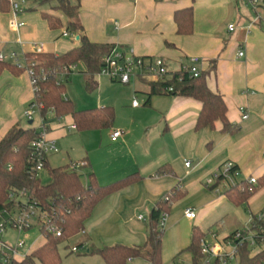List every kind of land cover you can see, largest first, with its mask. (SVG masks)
I'll use <instances>...</instances> for the list:
<instances>
[{
    "label": "crops",
    "instance_id": "0c3cea01",
    "mask_svg": "<svg viewBox=\"0 0 264 264\" xmlns=\"http://www.w3.org/2000/svg\"><path fill=\"white\" fill-rule=\"evenodd\" d=\"M37 6L36 1H31L29 8L18 15L17 20L24 23L18 29L13 25L15 18L10 7L7 11L0 8V53L16 52L22 65L26 63V53L35 52L33 43H42L43 51L55 54L79 45L77 35L63 36L65 14L53 8L37 12ZM189 6L194 8V30L181 35L174 14ZM42 12L59 16L65 27L51 29ZM79 20L92 42L112 44L135 56L161 57L173 71L191 57L201 58L207 85L223 95L228 119L239 127L235 133H224L217 121L214 128L197 131L202 107L199 101L170 94L150 95V85L142 79L148 88L141 89L143 92L126 88L128 98L122 99L126 102L132 96L131 107L137 110L143 106L142 120L136 116L127 123L114 122L110 129L88 131L71 128V115L57 118L51 114L47 120L48 138L63 146L47 155L50 166V158L61 155L63 165L82 161V169L94 172L101 185L135 172L142 176L139 182L105 197L95 206L78 234L82 236L80 245L88 247L87 254L100 256L91 253V249L116 243L143 245L150 212L178 186L185 196L173 204L168 214L162 260L163 264H192V255L186 249L195 228L206 234L209 244L227 243L224 238L236 230H246L252 215L264 208V187L249 199L245 212L225 195L226 183L211 188L217 182L214 176L222 172L227 161H233L241 172L237 182L251 175H264V24L256 21L249 0H79ZM231 24L233 31L229 30ZM240 50L244 56L238 55ZM138 92L144 95L142 101L134 95ZM34 97L27 70L19 75L9 70L2 72L0 140L14 125H22ZM66 97L72 100L68 94ZM113 97L101 94L94 107L112 106L116 113L119 102ZM134 99L139 106H133ZM107 101L113 102L104 104ZM241 107L246 108L247 119L242 118ZM116 130L123 134L113 140L111 135ZM186 160L191 161V166H186ZM164 165L172 172L155 175ZM187 208L195 209L194 219L184 215ZM225 249L231 251L233 246L225 244ZM128 264L149 263L139 257Z\"/></svg>",
    "mask_w": 264,
    "mask_h": 264
},
{
    "label": "trees",
    "instance_id": "16d2710c",
    "mask_svg": "<svg viewBox=\"0 0 264 264\" xmlns=\"http://www.w3.org/2000/svg\"><path fill=\"white\" fill-rule=\"evenodd\" d=\"M40 4L55 2L53 9L61 11L67 17L66 31L79 36V45L65 53L29 52L26 53L25 65L12 61H0V76L4 70L19 75L34 63L38 91L35 98L41 104L40 116L46 124L51 110L57 118L71 115L77 131L102 130L113 127L116 113L112 106H100L87 109H76L73 101L66 97V83L73 69L72 65L85 64L84 73L86 88L90 91L98 87L97 75L103 65V59L115 48L108 43L92 42L87 36L84 26L79 20V0H37ZM10 5L7 0H0V8L7 11ZM42 17L53 30L63 27L62 19L48 12H42ZM177 32L189 35L194 30V8L192 6L177 10L174 14ZM28 64V65H27ZM150 95L170 94L191 97L202 105L197 118V131L207 127L214 128L220 121L224 133H235L239 127L231 123L227 116V104L222 94L213 92L206 81V73L199 77H185L179 81L172 78L165 84L149 83ZM167 85L173 86L172 92H166ZM47 127V126H46ZM40 131L34 127L14 125L0 140V214L17 212L22 200L20 191H28L31 202L38 207V222L45 241L20 259L7 256L5 261L0 252V264H61L59 245L81 233L86 220L91 216L95 206L105 197L131 186L142 179L138 173L129 174L106 185H101L94 172L87 174V183L82 180L79 172L85 164L81 162L51 168L46 160L45 168L49 170L51 181L43 184L39 175L30 173V158L33 154L32 142L38 138ZM168 165L160 167L157 176L171 173ZM257 185L252 192L248 191L246 181L237 182L224 190L227 198L235 205H247L249 199L264 187V175L257 178ZM221 179L211 187L215 189ZM13 193V196L11 194ZM185 196L178 186L174 187L163 199L157 202L147 220L148 233L146 242L140 246H130L122 243L91 249V253L101 256L105 264H128L129 260L145 258L149 264H163L162 245L164 228L160 221L164 214H169L175 202ZM14 212V213H15ZM48 220L61 231L60 236L46 230ZM261 223L257 215H252L250 226L246 230H236L224 242L236 246L235 264H264V241L259 238ZM243 231L252 233V238L236 239L235 234ZM206 234L198 228L193 230L187 251L192 255V264H205L206 254L202 251V243ZM214 264H222L216 258Z\"/></svg>",
    "mask_w": 264,
    "mask_h": 264
},
{
    "label": "built area",
    "instance_id": "2783aa9c",
    "mask_svg": "<svg viewBox=\"0 0 264 264\" xmlns=\"http://www.w3.org/2000/svg\"><path fill=\"white\" fill-rule=\"evenodd\" d=\"M12 14L14 15L13 25L18 29L24 23L17 20L18 15L21 12L26 11L29 8V3L31 1L37 0H7ZM252 7L256 12V21L264 22V17L260 13V10H264V0H249ZM234 25H229V30H234ZM69 33L67 31L63 32V36H67ZM33 46L37 51L42 52L43 44L42 43H33ZM244 51H238V55L244 56ZM0 61H12L22 66L19 62V57L16 52H12L10 54L0 53ZM203 60L199 57H191L188 62L182 63L178 70H171L167 62L161 57H143V56H135L133 54H126L123 51L117 50L114 48L112 52L103 59V65L100 70V74L106 75L110 77L114 81L121 82L123 84H129L130 81L134 78H139L147 81L148 83L155 84H165L169 80L174 77H177L179 81H182L185 77H199L202 74L201 62ZM25 65V64H24ZM28 65V64H27ZM34 63L27 66V71L30 75L31 82L33 85L34 94L38 91V84L36 79V73L33 69ZM72 69L75 68V65L70 66ZM166 92H172L173 86L167 85L164 89ZM139 102L137 99L133 100V106H139ZM41 104L34 97L33 101L30 103L29 108L25 112L26 117L29 120H33V115L36 110L40 113ZM242 118L247 119L249 117L248 112L245 107H241ZM51 114L55 116V111L51 110ZM43 129L41 130L38 138H36L32 142L33 154L30 158V173L34 175H39V173L45 169V163L47 160V155L51 152H57L58 147L56 145L55 140L48 138V130L46 124L42 120ZM71 128H76L73 124ZM123 131L116 130L112 133V139L116 140L120 136H122ZM79 163V162H75ZM73 163V165L75 164ZM78 166L80 165L77 164ZM186 166H191L190 161H186ZM241 172L237 165L233 161H227L223 165V170L221 173L216 174L214 179H221L222 182L226 183L228 186L235 185L238 181ZM248 191L252 192L254 187L257 185V177L251 175L246 180ZM208 185L212 183V180H209ZM13 196V193L11 194ZM22 200V204H20L19 209L17 210L15 215L9 214L7 219H4L3 223L0 224V234L3 233L4 229L8 224L12 225L16 230L19 231L20 234L23 231L28 230L31 226V218L34 215H37V219L39 217L38 207L34 202H31V198L29 197L28 191L23 189L20 191V196ZM5 212L4 214H6ZM184 215L187 218L194 219L196 216V212L194 208H187L184 211ZM4 216V215H3ZM0 214V217H3ZM140 219H144L142 216ZM168 218V214H164L161 221L160 226L162 228L165 227L166 221ZM257 219L261 223V226L258 231L259 238L264 241V208L257 214ZM46 230L48 232L54 233L56 236L61 235V231L56 229L50 221L46 220L45 223ZM236 239L252 238V233L248 232L244 234L243 231H238L235 235ZM225 244H231L233 249L231 251H227L225 249ZM25 245V241L20 239L16 242L14 247H11V252L0 251L3 259L6 261L7 256L11 258L20 259L19 249L23 248ZM73 251H77V248L74 247ZM202 251L209 258H213L214 262L216 258H220L222 260V264H228L230 261L235 260L236 255V246L231 242L227 243H219L216 245H212L207 243L205 240L202 243ZM25 256V255H24ZM22 256V257H24ZM205 264H212V261H206Z\"/></svg>",
    "mask_w": 264,
    "mask_h": 264
},
{
    "label": "rangeland",
    "instance_id": "374dc122",
    "mask_svg": "<svg viewBox=\"0 0 264 264\" xmlns=\"http://www.w3.org/2000/svg\"><path fill=\"white\" fill-rule=\"evenodd\" d=\"M36 10L37 12L41 11H50L52 9V6L55 5V2L52 3H46V4H40L37 2ZM264 17V12L262 13ZM264 24V22H263ZM65 27V24H63ZM51 50L50 48H48ZM37 51V49H35ZM86 69L85 64L80 62L77 65H75V68L73 69V72L69 76V80L66 83V94L72 98L74 101L75 108L80 110V108L85 107H91L94 108V106H97L95 103V100L97 97H99L101 94H112L113 98H118V107L116 109V123L117 121L120 122H130L137 116L140 120H142V116L145 114H142L140 112L141 108L143 106H140L139 108H133L131 107V98L129 101L126 100V102H123V98L126 99V96L128 98V89L126 88H139L140 91L143 92L141 89H147L148 84L139 78H134L130 85H124L121 82L114 81L103 74L98 73L97 79L99 82L98 88L95 90H88L86 88L85 84V78L84 74L82 73ZM128 86V87H126ZM140 101L144 98L143 93L138 92L137 94H134ZM114 100V99H113ZM116 101V102H117ZM113 101H107L104 104H109ZM29 108V107H28ZM65 120V119H64ZM41 124H42V118L40 116V113L36 110L35 114L33 115V123L29 124V119L27 117L22 119V125L24 127H34L38 131L41 132ZM47 124V123H46ZM58 148H63L61 143L57 145ZM190 161V160H186ZM51 162V168L59 167L63 165V159L62 155L58 157H52L50 158ZM191 162V161H190ZM82 169V168H81ZM87 169L79 170V172L82 174V180L84 183H86L87 180ZM39 177L41 178V181L43 184H48L51 181V177L49 175V170L47 168L43 169L39 173ZM241 208V212L246 211V206H237ZM15 212V211H14ZM12 212L13 215L16 214ZM9 217V213L4 214L3 217H0V224L3 223L4 219H7ZM32 226L28 229L23 231L22 234L19 233L16 228H14L12 225L8 224L6 228L4 229L3 233L0 234V251H6L11 252V247H14L16 242L20 239L25 241V245L23 248L19 249V255L22 258V256L26 255L27 253L34 250L36 247L40 246L44 241L45 237L41 230V224L38 222L37 215H34L31 218ZM209 240H213L211 236H209ZM82 241L81 235H76L74 237H71L68 241L62 242L59 245V253L61 256V264H103V260L98 255H89L87 254L88 247L83 244L80 245ZM228 246V245H227ZM232 246V245H231ZM74 247H77V251H72ZM1 259V258H0ZM206 261H212V264H214V259L209 258L206 256ZM236 259L230 261L228 264H235ZM165 264V263H164Z\"/></svg>",
    "mask_w": 264,
    "mask_h": 264
},
{
    "label": "water",
    "instance_id": "95a60500",
    "mask_svg": "<svg viewBox=\"0 0 264 264\" xmlns=\"http://www.w3.org/2000/svg\"><path fill=\"white\" fill-rule=\"evenodd\" d=\"M77 39H79V36L77 37ZM30 123H32V121H30Z\"/></svg>",
    "mask_w": 264,
    "mask_h": 264
}]
</instances>
